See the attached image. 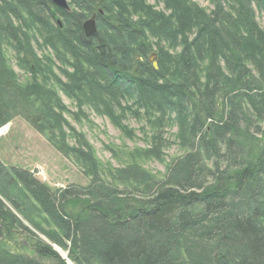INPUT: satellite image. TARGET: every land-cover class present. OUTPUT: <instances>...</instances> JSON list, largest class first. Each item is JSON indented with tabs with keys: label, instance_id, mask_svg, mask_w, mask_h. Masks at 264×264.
<instances>
[{
	"label": "trees",
	"instance_id": "16d2710c",
	"mask_svg": "<svg viewBox=\"0 0 264 264\" xmlns=\"http://www.w3.org/2000/svg\"><path fill=\"white\" fill-rule=\"evenodd\" d=\"M163 1L170 14L149 0H0V128L22 117L90 178L52 188L0 159V264H69L54 245L73 264H264V0ZM61 94L112 119L173 120L184 153L158 179L136 153L106 167ZM159 138L148 156L163 160ZM18 234L28 245H9Z\"/></svg>",
	"mask_w": 264,
	"mask_h": 264
},
{
	"label": "rangeland",
	"instance_id": "374dc122",
	"mask_svg": "<svg viewBox=\"0 0 264 264\" xmlns=\"http://www.w3.org/2000/svg\"><path fill=\"white\" fill-rule=\"evenodd\" d=\"M68 1L70 3V0ZM194 1L207 10L212 7L209 0ZM149 2L155 6L156 10L170 14L171 11L165 8L163 0H149ZM255 21L264 29V11L255 9ZM187 36L191 39L194 34ZM37 51L38 54L47 52ZM152 61L154 65H157L156 56L152 57ZM13 68L20 75L21 80L30 77L19 70L15 64ZM61 96L67 109L73 112L67 114L70 124L77 132L85 135L94 148L95 155L104 162L106 167L110 164L113 169L126 166L130 163L131 156L136 153L139 155L137 158L140 164L150 172L149 174L155 176V179H158L166 173L168 163L184 153V138L181 136L178 124L173 120H165L160 126V124L152 123L157 115L147 116L144 113H139L136 116L131 112L121 113L119 108L114 109L115 119H112L108 114L98 112L86 104L80 107L79 102L64 94ZM1 129L3 130L0 131V159L7 165L30 169L52 188L89 183L90 178L84 166L79 165L74 159L66 157L54 147L46 136L31 127L22 117L14 118ZM155 133L160 136L159 140L163 146V160L148 156V150L153 145ZM29 214L34 219H42L41 215L35 211H31ZM20 217L42 239L50 242L31 226L28 220ZM12 244L21 246L28 245V242L25 236L18 234L16 241L9 243L11 246ZM59 248L56 245V249Z\"/></svg>",
	"mask_w": 264,
	"mask_h": 264
},
{
	"label": "water",
	"instance_id": "95a60500",
	"mask_svg": "<svg viewBox=\"0 0 264 264\" xmlns=\"http://www.w3.org/2000/svg\"><path fill=\"white\" fill-rule=\"evenodd\" d=\"M51 1L53 2V4H55L56 6L62 9L70 10V5L68 0H51ZM83 29L86 37H92L97 33L98 31L97 17L95 14L89 19L85 20V22L83 23ZM155 66L157 67L156 64ZM54 248L56 249V245H54ZM56 250L64 257V259L68 261L69 264H73V262L68 257V251H63L60 248Z\"/></svg>",
	"mask_w": 264,
	"mask_h": 264
},
{
	"label": "bare ground",
	"instance_id": "6f19581e",
	"mask_svg": "<svg viewBox=\"0 0 264 264\" xmlns=\"http://www.w3.org/2000/svg\"><path fill=\"white\" fill-rule=\"evenodd\" d=\"M3 129H1L0 131H2Z\"/></svg>",
	"mask_w": 264,
	"mask_h": 264
}]
</instances>
